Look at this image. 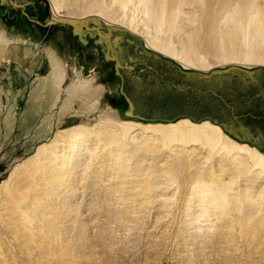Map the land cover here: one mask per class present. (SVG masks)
I'll list each match as a JSON object with an SVG mask.
<instances>
[{
    "label": "rangeland",
    "instance_id": "1",
    "mask_svg": "<svg viewBox=\"0 0 264 264\" xmlns=\"http://www.w3.org/2000/svg\"><path fill=\"white\" fill-rule=\"evenodd\" d=\"M109 1L69 0L55 17L49 0H0V40L7 42V61H0V186L11 176L30 196L26 209L34 211L33 224H20L21 230L16 225V233L0 187V264H264V211L246 214L256 222L248 228L237 210L200 220L190 202L189 178L179 177L172 186L168 154L135 152L139 142L130 137L122 140L121 158L120 148L87 146L70 173L60 175L67 181L55 186L50 174L27 189L25 171L37 149L57 133L96 128L100 121L209 120L235 141L264 152V65L222 63L204 53L206 68H184L119 24L136 5L122 10ZM66 56L75 67L66 82L73 96L63 95L47 110L50 97L38 89L39 81L51 59L66 70ZM83 86L96 91L90 110ZM220 181L226 184L229 177Z\"/></svg>",
    "mask_w": 264,
    "mask_h": 264
},
{
    "label": "bare ground",
    "instance_id": "2",
    "mask_svg": "<svg viewBox=\"0 0 264 264\" xmlns=\"http://www.w3.org/2000/svg\"><path fill=\"white\" fill-rule=\"evenodd\" d=\"M49 1L50 3L52 1V15L55 17H61L57 12L61 5L65 7V3L70 4L69 0ZM260 1L111 0L109 5L111 3L122 10L127 9L129 3H132V6L136 5L133 6L136 9L132 10L130 15L127 14V17L122 15L119 24L141 37L150 50L176 61L184 68L194 67L192 69L199 70L208 66L204 53L210 56L212 54L216 57L215 61L222 63L239 61L250 65H264V0L263 5ZM105 5L107 7L108 4ZM91 13L93 11H87L86 15ZM135 13L140 14L137 15V20ZM69 14L73 15L72 12ZM102 16L105 17V14ZM72 18L70 16L64 22L68 23ZM172 35L177 36V42L171 41L170 38L174 37ZM6 43L5 40H0V61L3 62L7 61ZM201 47H205L206 52L203 50L201 53L202 50L199 49ZM65 69L61 62L51 59L47 76L43 81H39L38 89L43 95L48 93L50 97V100L45 102L47 110L49 106L51 108L56 106V101L63 95L65 98L72 95L66 82L70 74L75 72V67L67 56ZM82 88L81 93L84 94V101L87 104L85 107L90 110L96 104L97 96L94 99L96 91L91 88L84 89V86ZM63 107L64 105L60 104L59 109ZM127 137H130V142H139L138 146L134 147L135 152L142 150L152 154L159 152L168 154L165 157L169 160L165 167L168 183L172 182L173 186L179 177L189 178L192 186L189 193L190 202L200 213L198 216L200 220H210L211 216H216V212L222 217L229 214L230 210H237L244 214L242 222L248 228L255 222L252 220L253 216L250 214L246 216L248 212H254V215L256 211L257 214L263 215L261 212L264 211V152L235 141L220 126L209 121L196 123L182 119L175 123L143 125L125 120L115 123L108 120L100 121L96 128L77 126L66 129L63 133H57L49 144L37 149L35 158L25 171L27 176L24 181L29 183L27 189L31 183L32 186H37V181L43 183L42 180L47 179L50 174L52 183L56 182L55 186L58 182L67 181L60 175L62 172L66 173L67 169H73V164L82 158L84 154L81 152L86 150L87 146L92 145L96 150L106 152L120 148L122 151L118 155L121 158L124 153L126 154L125 143L122 140ZM214 173H217V176L214 177ZM224 175L229 177L226 184L220 181ZM240 182L244 183L243 187ZM2 186L4 187H0L3 188L5 195L4 209L9 212L10 217H14L13 224L16 230H13L17 233L20 224L31 226L34 211L25 207L30 200L28 192L21 191L11 176ZM234 187L235 195L232 194Z\"/></svg>",
    "mask_w": 264,
    "mask_h": 264
},
{
    "label": "trees",
    "instance_id": "3",
    "mask_svg": "<svg viewBox=\"0 0 264 264\" xmlns=\"http://www.w3.org/2000/svg\"><path fill=\"white\" fill-rule=\"evenodd\" d=\"M196 97H198V98H196V99H200V95L199 94H197V96ZM196 99H194V100H196ZM196 104H198V103H196ZM201 105V104H200ZM200 105H198V106H200ZM199 108V107H198ZM201 111V110H200ZM209 118V117H208ZM180 119H189L190 120V118H186V117H182V118H180ZM177 120H179V119H177ZM176 120V121H177ZM191 121L192 122H195L194 120H192L191 119ZM203 121H209V120H202V121H199V122H196V123H200V122H203ZM169 122H175V121H169ZM209 122H211V121H209ZM148 123H150V122H148ZM162 123H168V122H162ZM212 124H215V125H217L216 123H214V122H211ZM219 126V125H218ZM223 130V129H222ZM224 131V130H223ZM225 132V131H224ZM226 133V132H225ZM227 134V133H226ZM228 135V134H227ZM228 136H230V135H228ZM231 137V136H230ZM234 139V138H233ZM255 147V146H254ZM260 150V149H259Z\"/></svg>",
    "mask_w": 264,
    "mask_h": 264
},
{
    "label": "flooded vegetation",
    "instance_id": "4",
    "mask_svg": "<svg viewBox=\"0 0 264 264\" xmlns=\"http://www.w3.org/2000/svg\"><path fill=\"white\" fill-rule=\"evenodd\" d=\"M112 60H114V58L113 57H110ZM117 67H119V66H117ZM196 104V103H195ZM197 105V104H196ZM198 105H200V104H198ZM201 106V105H200ZM199 106V107H200ZM130 108H131V105H130ZM231 127H233V126H229V128H231Z\"/></svg>",
    "mask_w": 264,
    "mask_h": 264
}]
</instances>
